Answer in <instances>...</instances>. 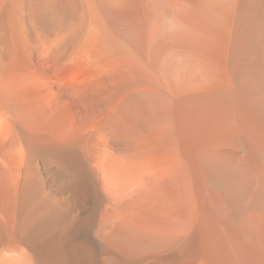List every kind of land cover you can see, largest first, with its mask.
<instances>
[{"label": "bare ground", "instance_id": "bare-ground-1", "mask_svg": "<svg viewBox=\"0 0 264 264\" xmlns=\"http://www.w3.org/2000/svg\"><path fill=\"white\" fill-rule=\"evenodd\" d=\"M0 264H264V0H0Z\"/></svg>", "mask_w": 264, "mask_h": 264}]
</instances>
